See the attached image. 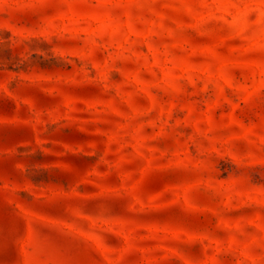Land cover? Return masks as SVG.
<instances>
[{
	"label": "rangeland",
	"instance_id": "1",
	"mask_svg": "<svg viewBox=\"0 0 264 264\" xmlns=\"http://www.w3.org/2000/svg\"><path fill=\"white\" fill-rule=\"evenodd\" d=\"M0 264H264V0H0Z\"/></svg>",
	"mask_w": 264,
	"mask_h": 264
}]
</instances>
